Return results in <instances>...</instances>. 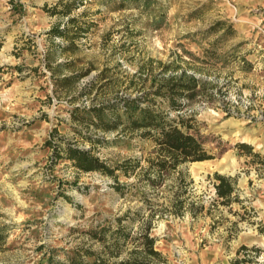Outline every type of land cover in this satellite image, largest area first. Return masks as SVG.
<instances>
[{
    "label": "rangeland",
    "instance_id": "374dc122",
    "mask_svg": "<svg viewBox=\"0 0 264 264\" xmlns=\"http://www.w3.org/2000/svg\"><path fill=\"white\" fill-rule=\"evenodd\" d=\"M57 1L0 0V264H44L47 255L63 261L68 250L90 242V228L138 209L165 264H230L242 245L259 247L255 261L264 264L263 167L233 150L185 164L197 210L173 216L167 211L170 192L160 187L152 195L142 179L151 145H105L126 136L80 119L90 107L139 96L150 67L159 73L160 62H180V56L189 64L180 63L187 74L206 83L203 95L183 102L201 134L226 148L244 142L264 155V0H159L166 9L159 31L149 27L147 14L102 8L99 0H84L70 17L43 11ZM71 17L87 28L73 45L47 35ZM223 20L236 31L225 47L241 43L251 71L190 63L182 54L180 46L203 57L205 41L199 45L183 36ZM67 146L90 150L111 166L140 159L133 175L116 173L120 185L135 187L121 194L109 178L76 170L59 153ZM215 174L233 180L229 206L216 202ZM141 192L154 204L152 211Z\"/></svg>",
    "mask_w": 264,
    "mask_h": 264
},
{
    "label": "trees",
    "instance_id": "16d2710c",
    "mask_svg": "<svg viewBox=\"0 0 264 264\" xmlns=\"http://www.w3.org/2000/svg\"><path fill=\"white\" fill-rule=\"evenodd\" d=\"M85 3L84 0H58L51 8L44 7L43 11L50 16L70 17L73 11ZM98 5L114 11L134 8L150 17L149 27L159 31L165 26V7L159 0H99ZM83 12L81 13V15ZM80 15V16H81ZM86 27L79 24L77 18L71 17L65 23L52 27L47 35L64 40L67 45L86 33ZM236 31L228 21H217L207 29L183 36L184 39L201 45L203 57H196L183 46L181 52L191 62L203 66L219 63L221 67L235 65L243 72L252 70L253 65L246 60L240 51L242 44L227 46L234 38ZM69 46H65L68 49ZM180 62H160V72L149 68V74L140 84L141 94L137 97H123L115 102H107L97 107L83 110L80 119L88 120L97 129L104 132H116L125 135L126 139H116L114 142H104L111 146L113 143H128L136 140L139 143H149L146 167L143 169V180L151 190V194L163 191L167 195L168 213L173 216H183L185 212L195 215L197 208L192 201V180L181 169L188 163H201L220 158L229 150L235 151L236 156L245 157L264 168V155L254 152L253 148L244 142L236 143L232 148L225 147L221 141L208 140L195 126L196 121L191 115L184 113L183 102H192L203 95L206 83L187 74L186 68L180 63L189 65L178 56ZM152 69V70H151ZM138 86V85H137ZM132 86H130L131 88ZM76 111V110H75ZM172 115V117H171ZM78 117V114H76ZM76 117V118H77ZM92 143L90 140L89 143ZM95 143H103L96 141ZM94 143V144H95ZM209 143H215L209 150ZM93 144V143H92ZM215 153H211L214 152ZM59 153L72 166L84 173L97 172L112 181V188L123 194L122 188L135 187L120 185L117 172L129 177L139 167L140 159L124 160L112 166L92 156L90 150H82L67 146ZM61 154H58V157ZM216 202L229 206L234 198L233 180L228 177L214 175ZM131 190V189H129ZM140 194H143L142 192ZM144 204L152 211L154 204L143 194ZM152 198V197H151ZM199 210L203 207L199 206ZM138 221L137 229L132 234V225ZM102 226L90 228L87 232L90 242H82L67 251L63 261L56 260L54 255L42 257L44 264H165L166 261L155 250V238L151 236V224L144 219L138 210L127 212L118 218H105ZM113 224V225H111ZM111 226H115L112 228ZM0 229V245L3 242ZM262 254L257 246L242 245L238 248L230 264H257L255 258Z\"/></svg>",
    "mask_w": 264,
    "mask_h": 264
},
{
    "label": "water",
    "instance_id": "95a60500",
    "mask_svg": "<svg viewBox=\"0 0 264 264\" xmlns=\"http://www.w3.org/2000/svg\"><path fill=\"white\" fill-rule=\"evenodd\" d=\"M191 164V163H190Z\"/></svg>",
    "mask_w": 264,
    "mask_h": 264
}]
</instances>
